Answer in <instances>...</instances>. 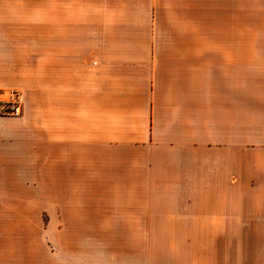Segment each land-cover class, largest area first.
I'll list each match as a JSON object with an SVG mask.
<instances>
[{"label":"crops","instance_id":"1","mask_svg":"<svg viewBox=\"0 0 264 264\" xmlns=\"http://www.w3.org/2000/svg\"><path fill=\"white\" fill-rule=\"evenodd\" d=\"M13 90L0 264H264V0H0Z\"/></svg>","mask_w":264,"mask_h":264},{"label":"built area","instance_id":"2","mask_svg":"<svg viewBox=\"0 0 264 264\" xmlns=\"http://www.w3.org/2000/svg\"><path fill=\"white\" fill-rule=\"evenodd\" d=\"M23 110V98L19 91H9L7 98H1L0 116H19Z\"/></svg>","mask_w":264,"mask_h":264},{"label":"rangeland","instance_id":"3","mask_svg":"<svg viewBox=\"0 0 264 264\" xmlns=\"http://www.w3.org/2000/svg\"><path fill=\"white\" fill-rule=\"evenodd\" d=\"M103 238V237H102ZM106 238V242L109 244H117L119 238L118 237H105ZM183 239V237H181ZM193 240H197L198 242V237H192ZM181 240V239H180ZM177 242L176 237H144V244L145 245H150V244H159L161 245H168V243L170 242ZM88 242V237H81V245H85ZM84 246V247H85ZM82 247V246H81Z\"/></svg>","mask_w":264,"mask_h":264}]
</instances>
